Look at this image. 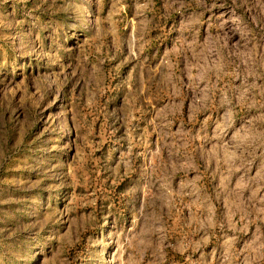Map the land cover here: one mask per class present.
<instances>
[{"label":"rangeland","instance_id":"rangeland-1","mask_svg":"<svg viewBox=\"0 0 264 264\" xmlns=\"http://www.w3.org/2000/svg\"><path fill=\"white\" fill-rule=\"evenodd\" d=\"M261 261L264 0H0V264Z\"/></svg>","mask_w":264,"mask_h":264},{"label":"crops","instance_id":"crops-1","mask_svg":"<svg viewBox=\"0 0 264 264\" xmlns=\"http://www.w3.org/2000/svg\"><path fill=\"white\" fill-rule=\"evenodd\" d=\"M172 255H173V254L170 253L168 256H172ZM176 255H177V254H176ZM259 263H260V264H264V262H262V261L259 262Z\"/></svg>","mask_w":264,"mask_h":264}]
</instances>
